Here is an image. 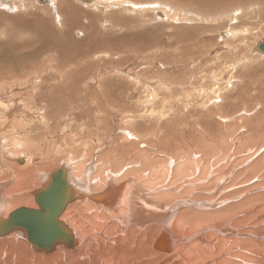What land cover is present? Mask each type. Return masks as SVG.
I'll return each mask as SVG.
<instances>
[{
  "label": "rangeland",
  "instance_id": "obj_1",
  "mask_svg": "<svg viewBox=\"0 0 264 264\" xmlns=\"http://www.w3.org/2000/svg\"><path fill=\"white\" fill-rule=\"evenodd\" d=\"M12 1H14V4L10 2V7L13 4L12 7L16 5L21 9L13 12L9 10V7L6 9L0 8V32L4 31L8 35L5 37L0 35V42H6L11 35H14L15 32L17 33L19 24L22 25L25 21L29 25H35L36 29L31 31L32 34L29 33L27 35L29 37L31 34V38L37 36L35 39L42 38L39 34L41 33V26L45 25L43 39L47 40L46 43L49 44L48 49L41 57L43 61L39 62L34 68L23 69L16 73H22L20 75L22 77H28V74L31 73L30 76L37 77V81H42L46 73L47 77H51L52 71L47 67L48 63H53L50 59L59 60L60 58L61 62H65L64 59L66 58L69 60L77 53L72 45L77 41L85 40V43L88 41L90 45L92 44L91 47H96L97 49H91L92 52L88 55L83 52L79 53L75 57L76 67L85 69L86 74L90 72L95 75H107L108 78L106 79L108 81L105 83L107 89L113 86L111 84L112 81L118 82L119 85L122 84L124 87L127 85L126 88L129 89L127 91L129 93L123 95L124 98L120 107H116L115 104H111L109 101L110 108L102 107L100 112L94 111L92 117L97 114L103 116L102 122H96L95 125L89 122L88 117L83 122L74 121V113L79 114L81 111L87 110L88 107L83 106V102L77 103V99L73 98L74 96L65 90L54 89L53 85L56 82L51 80V78L47 79L48 83L44 82L45 84H42L40 87L38 83L35 88L31 85L29 86L30 89L29 87L13 88L18 96H24L27 99H33L32 97L35 96L37 88L39 89V97L42 96L43 98L50 95L49 98L51 97V100L49 99L48 101L47 99L48 103L45 102L44 105H42L43 103L37 105L34 102L32 103L34 105L31 106L37 111L34 115L40 116L37 108L41 107L44 109L45 107H49L50 110L55 111L53 114L57 113V110H61L59 114L63 113L61 117H64V120L61 121L60 125L58 124L56 129H53L55 132L52 130L49 133L47 130H42V133H40L41 131L37 129L41 127V123L34 120V122L29 123L31 124L27 127L29 130L25 127L22 128L25 134H21V126L19 127V131L15 133L17 136L21 135L19 140H22L24 143L26 142L28 145L31 144L33 147L35 145L32 144V141L37 143L40 140V150L38 152L35 150L38 156V163H35H37L36 165L37 168L39 167L40 172L27 179V184H24L26 191L22 187V189L15 192L14 187L17 181H14L10 187L6 188L5 196L8 195L11 199L16 198L15 196H17L16 200L21 199L23 196L27 198V201L24 200L22 204L20 202L12 211L19 209V207H29L31 204L36 205L35 198L30 193L39 187L42 175L44 176L53 172V170L55 171L69 157L81 158L86 155L90 157L88 162L96 160L97 163V155L100 150L102 151L101 155L109 151H116L120 154L123 153L124 157L128 158L133 153H137L138 150L142 152L141 154L152 152L155 148L153 144L158 140L163 142L162 148L157 144V148L161 149L160 153L166 151L169 152L167 154L169 156L178 152L176 149L185 146V141L191 139L199 141L203 145H206L204 141L211 144H215L216 141L218 144L227 140H233L234 142L252 140L253 142L250 146L252 151L244 149L245 153L240 152L237 146H230L232 152L237 155L233 158V165L225 169V174L229 176L228 181H230L225 183L224 188L225 190L227 189L228 194L230 192L235 194L230 197L226 194L222 201L224 204L221 207H217L220 208L219 211H222V214L226 217L222 221L224 223H220V225H225V223L226 225L227 223L233 225L235 224V219L237 221L235 225L238 227L233 225L234 228L237 227L238 231L242 232V234L246 231H251L253 236L250 235V237L254 239V244H263L264 246V57L254 54L255 46L260 40L264 39V2H259L264 0H126L131 3L137 2V4H141V7L134 10L122 4L114 6L105 4L102 6L101 4V6L95 8L89 4H87L89 5L87 7L83 0H61L65 4V9L62 12L60 11L61 20L58 19L55 11L52 9V5L47 0ZM203 1L204 4L202 3ZM244 1L246 2L244 3ZM153 3L160 4L156 5ZM213 5L214 7L212 8L211 6ZM240 8H243L245 11L241 14L239 13L237 21L234 18L232 20V14H238L235 10ZM168 9H171V11L175 9L176 12L172 11V13ZM157 10L162 14L165 12L164 21L156 17ZM212 10L216 11L213 12ZM203 14L209 15L211 17L210 20L205 21ZM197 15H201V18ZM228 15L229 17H227ZM4 17L8 21H2ZM173 18H176L174 19L176 21ZM16 22H19V24ZM115 23H118V26ZM32 25L30 26L32 27ZM83 29H86V32H83ZM95 30H99L98 33ZM233 31H238L237 37L229 36L226 40L221 39L222 36L220 34L233 33ZM38 32L39 34H37ZM53 33H56L58 36H55ZM98 37L103 40L98 39ZM140 40L141 42H139ZM103 41H106L108 44ZM54 44H56V47H54ZM61 45L64 49H62ZM101 45H104V47H101ZM64 56L66 57L64 58ZM71 62L69 61V63ZM60 67L57 66L56 70L60 69ZM98 80L99 78L94 80L96 82L93 81L92 83V86L95 84L94 89L96 91H98L95 87ZM45 86H47V89H43L40 92V89ZM114 86L116 85L114 84ZM147 87H149V90ZM151 91H155V95H158L160 98L159 100L157 97L159 100L156 101L157 103L151 101ZM102 100L101 97L97 99V101H101L103 104ZM151 109L158 114L151 116ZM42 115L43 112L41 113ZM54 116L58 115L54 114ZM128 120H132V126L127 124ZM64 123L65 125H62ZM18 124H20L19 121L16 123V126ZM62 126H64L63 128H69L72 131L71 134L62 132ZM103 132L104 134L102 135ZM126 132H132L138 136V139L142 140H139V142L133 140L123 144L122 139L125 137ZM89 135L92 138H89ZM47 137H49V140H47ZM99 137L104 141V144H102L103 149H105L104 151L100 148V144L93 145L94 141L92 140H97ZM63 142H66L65 145ZM165 142H169L167 147ZM51 143L58 144L57 147L59 148L57 150H62V153L61 151H57L59 154L56 159H54L55 155H53L55 152L50 150V148L48 149L50 147L48 145ZM59 143L62 144V147ZM37 145L39 148V143ZM111 146L113 147L111 148L112 150L110 149ZM72 148H75L76 151ZM77 148L81 150L78 151ZM225 148L228 151V147ZM217 150L221 152L222 149L218 147ZM80 153L81 155H79ZM14 157L16 158L17 155L10 157L11 159H7L6 162L11 164L10 161ZM1 161H5V159L1 157ZM44 162L47 164L45 165ZM52 163H55L54 166ZM115 164L112 161V166L115 167ZM45 169H47L46 172ZM97 169L94 166L95 171L93 176H98L95 175ZM98 172L102 173L103 171L100 170ZM0 178H3L0 180V183L3 184L5 182L7 184L10 180L9 178ZM30 196L33 197V200L30 199ZM230 206H235V208L229 209ZM234 209H236V212ZM232 210L233 214L231 213ZM227 219H230V222ZM100 224L103 225L105 222ZM211 226L212 224L209 225V227ZM17 236L13 234L3 240L0 239V264H55L47 262L51 261L53 257L60 259L63 255L59 252L53 257L41 258L35 256L32 251L26 249V246H29V244L21 236V240H11L13 237L18 238ZM236 239L239 240V238ZM19 242H23L24 246L19 247V244H21Z\"/></svg>",
  "mask_w": 264,
  "mask_h": 264
},
{
  "label": "bare ground",
  "instance_id": "obj_2",
  "mask_svg": "<svg viewBox=\"0 0 264 264\" xmlns=\"http://www.w3.org/2000/svg\"><path fill=\"white\" fill-rule=\"evenodd\" d=\"M47 1L50 5H52V9L53 11H55L58 19L61 20L60 11L62 12L63 9H65V4H63L61 0ZM83 1L85 5L89 4L90 6H93L95 8L101 6V4L102 6L104 4L109 6L122 4L123 6H127L128 8H131L133 10L141 7V4L139 5L137 4V2L131 3L126 0ZM10 2L14 4V1L12 0H0V8L6 9L9 7V10L13 12L19 11L21 9L16 5L15 7H12L13 4L10 7ZM245 2L246 1H244V3ZM202 3L204 4V1ZM212 4L214 3L212 2ZM89 5H87V7H89ZM211 7L213 8L214 5ZM70 8L72 9V7ZM260 8H262V6H260ZM175 9H172V11L176 12ZM129 10L127 11L130 12ZM223 10L225 9L223 8ZM168 11L172 12L171 9H168ZM212 11L215 12L216 10ZM235 11L238 12V14L231 13L232 20L234 18L236 19L235 21H237L239 18V13L241 14L245 10H243V8H240ZM164 13L165 12H163L162 14L157 10L156 17L164 21ZM197 16L201 18V15ZM203 17L205 21H209L211 18L209 15L204 14ZM227 17H229V15ZM174 19L176 18H173V20ZM3 20L8 21L6 17L2 18V21ZM19 22L16 23L19 24ZM115 24H117L118 26V23ZM19 25L20 26L17 33L15 32L14 35H9L10 37L6 42H0V177L10 179L7 184L6 182L4 184L0 183L1 240L10 237L13 234L18 235L17 237L19 239L13 237L11 240H21V236L29 244V246L25 245L26 249L28 251H32L35 256L41 258L53 257L59 252L62 253L63 255L62 257H60V259H58V257H53L51 261L47 262L55 264H264L263 244H254V239L250 237V235L253 236L251 234V231H246L243 234L242 232H239L237 229L238 226L235 225L237 223L235 219V224L233 225L237 226L235 227L236 229L230 223H227V225L225 223L226 227L225 225H220V223H224L222 221L225 220L224 218L226 217L222 214V211H219L220 208L217 207H221L224 204V202L222 201L224 200L225 195L228 194V191H226L227 189L225 190L224 188V185H226L225 183L229 178V176L225 174V169L233 165V158L237 155L236 153L232 152L231 147L237 146V149L240 150V152H244V149L251 148L250 146L252 145V140H245L244 142H241V140H239L238 142L227 140L218 144L216 141L215 144L204 141L206 145H203V143L191 139L185 141V146L177 148L176 150L178 152L174 153L172 156L167 155L169 152L166 151L164 153H160L161 149L157 148V144L162 148L163 142L158 140L159 142L156 141L155 143L152 141L155 147L153 149V147L150 146L153 149L152 152H145L141 154L142 152L138 150L137 153H133L131 156L128 155V158H125L123 153L120 154L116 151H109L101 155L102 151L99 150V154L97 155V163L96 160H94L93 162H88L90 157H87L83 152H81L83 153L84 157H69V159H67L66 161H61L63 163L60 162L61 164L60 166H58V169H56L55 171L53 170V172L47 175H42L39 187H37L36 190L30 193L32 196H34L36 205L31 204V206L29 207H19V209L12 211V209L17 204H19L20 202L22 204L24 200L27 201V198L23 196L21 197V199L16 200L17 196H15L16 198L11 199L8 195H6L8 196V198H6V188L10 187V185H12L14 181H17L16 186L14 187L15 192H17L22 189V187H24V184H27V179L30 176L36 175L40 172V170L38 169L39 167L37 168L36 165L38 163V156L35 153V150L37 152L40 150V140L39 142H37L39 143V148L37 143H35L34 141H32V144L35 145L33 147L31 144L28 145L26 144V142L24 143L22 140H19L21 135L17 136L15 135V133L19 131V127L21 126V134H25V131L23 132L22 128L25 127L27 129V127L31 125L29 123L34 122V120L41 123V127L37 129L41 131L40 133H42V130H47L49 131V133H51V131L53 129H56L58 124L60 125V123H62L61 121L64 120V117H61L63 116V113L59 114L61 110H57V113L54 114H57L58 116H54L53 112L55 111L50 110L49 107H45L44 109H42L41 107L37 108L40 116L43 112L41 118L38 115H34L37 111H35V109L31 105H37L40 103H43L42 105H44L45 102H47V99L49 101V99L51 98H49L50 95L44 96L43 98L42 96L39 97V89L37 88L34 94L35 96L32 97L33 99H27L24 96H18L13 88H28L30 85L35 88L38 83L40 87L42 84H45L44 82L48 83L49 81H47V79L51 78V80L56 82L53 85L54 89L65 90L67 93L74 96L73 98L77 99V103L83 102V106L88 107L87 110H83L79 114L74 113V121L83 122L88 117L89 122H92L95 125L96 122H102L101 120L103 116L97 114L92 117L94 111L100 112V109L102 107L110 108L109 101L111 102V104H115L116 107H120L123 102V95H125V93H129L127 92L129 90L128 88H126L127 85L124 87L122 86V84L119 85L118 82L113 81L111 83L113 86L107 89L105 85V83L108 81V79H106L108 78L107 75H95L94 73L90 72L88 73V75L85 73V69H79L78 67H76L77 65L75 64V57H77L79 53L83 52L87 53L88 55L90 52H92L91 49H97L96 47H91L92 44L90 45L88 41L87 43H85V40H82L83 42L77 41L72 45L74 47L73 49H75L77 53L69 60L68 58H66L64 59L65 62H61L60 58L59 60L54 58L50 59V61H52L53 63H48L47 67L52 71L51 77H47L46 73L42 81H37V77L30 76L31 73L28 74V77L20 76L22 75V73L18 74L16 72H20L23 69L27 70L30 68H34L39 64V62L43 61L41 57L48 49L49 44L46 43L47 40L45 41L43 39L46 28L45 25H37L42 27L41 33H37L40 35V37H42L41 39H35L37 38V36H34L35 38L30 37V35L32 34L31 31L33 29H36L34 27L35 25L30 24L32 25L31 27L25 21L22 25ZM90 28L92 29V27ZM86 29H83V32H86ZM98 31L96 32L98 33ZM29 33L31 34L28 37L27 35ZM110 33L113 34L112 32ZM17 34L19 36V40ZM53 34L55 36H58L56 33ZM0 35L5 37L7 34L3 31L0 32ZM220 35L222 36V38L220 37L221 39L226 40V38H228L229 36L237 37L238 31H233V33L230 32L228 34L223 33ZM109 37H111V35H109ZM93 38L95 39V37ZM98 39L103 40L100 37H98ZM262 41L263 39L260 40V42L255 46L254 54L264 57V54L259 53L256 50L257 46ZM103 42L106 43V41ZM139 42H141V40ZM54 47H56V44H54ZM101 47H104V45H101ZM62 49H64L63 46ZM109 49L111 50V48ZM65 57L66 56H64V58ZM69 61L72 62L69 63ZM57 66H59L60 69L56 70ZM98 78V83L95 86L98 91H96L94 89L95 84H93L92 86V83ZM114 84L116 86H114ZM46 87L47 86L41 88L40 92L43 91V89H47ZM149 87H147L148 90ZM151 93L152 94H150V98L152 102L155 103L156 101L160 100L158 95H155V91H151ZM100 97L101 99H103V104L101 103V101H97V99H99ZM157 97L159 98V100ZM33 102L34 104H32ZM156 114L158 113H155L153 110L150 113L151 116H154ZM18 121L20 122V124L16 126V123H18ZM127 124L132 126V120H128ZM62 125H65V123ZM63 127L64 126H62L61 129L62 132L71 134L72 131L69 128ZM27 130H29V128ZM103 134L104 132L102 133V135ZM89 136V138H92L91 135ZM124 136L125 137L122 139L123 144L133 140H136L137 142H139V140H142L138 139V136L133 134L132 132H126ZM118 139L120 140V138ZM47 140H49V137H47ZM92 141H94L93 145L100 144V148H104L102 147L104 141L101 137H99L97 140L95 139ZM48 143L50 142L48 141ZM53 143L48 145L50 146L48 147V149L50 148V150H53L55 152V154L53 155H55L54 159H56L59 152L61 151L62 153V150H57L59 148L57 147L58 144L55 143V145ZM168 145L169 142L166 143V147ZM2 147L3 149H1ZM218 147L222 149L221 152L217 150ZM225 147H228V151ZM75 148L72 149L75 150ZM111 148L113 147L111 146L110 149ZM77 149L78 151L81 150L79 148ZM104 150L105 149H103V151ZM250 150L252 151V149ZM173 151L175 152V150ZM81 153L79 155H81ZM15 155H17L16 158L14 157L15 160L12 159L14 161L12 162L11 160V164H8L6 160L11 159L10 157H13ZM1 157H3L5 161H1ZM111 159L113 161V164L116 163L115 167L112 166ZM46 164L47 163H45V165ZM54 164L55 163H52L53 166ZM94 166L98 168L96 171L97 174L95 173V175L98 176H93V173L95 171ZM41 168L43 167L41 166ZM49 168L47 167V169ZM47 169H45V172ZM100 170H102L103 172L99 173L98 171ZM59 172L61 173L56 178L53 177ZM231 176L233 177V175ZM1 179L3 178H0V180ZM60 179H62V181L67 184L61 189V191L60 185L57 182ZM23 190L26 191L25 187ZM234 194L235 193L230 192L227 196L230 197ZM45 195H48L50 200H54V203L65 205L64 209L61 211L58 217V221L63 224V227L66 228L67 231L71 233L72 242L68 246L64 243L60 244L59 242H52L53 246H51V248L47 245H34L30 241V238H28L27 236V232L30 231L29 227L26 225H22L25 228L19 226V224L24 221V218L21 216V213H24V211L33 213L41 212V207L38 204L37 197L42 198L43 201V198L46 199ZM32 196H30V199L33 198ZM14 199L15 201H13ZM233 208H235V206H230L229 209ZM234 210L236 212V209ZM218 211L221 213H219ZM205 212H207L208 214ZM232 212L233 210L231 211V213ZM227 220L229 221L230 219ZM103 222H105V224H100ZM210 224H212L211 227H209ZM26 228L28 231L26 230ZM235 237L239 238V240ZM22 243L19 244V247L24 246Z\"/></svg>",
  "mask_w": 264,
  "mask_h": 264
},
{
  "label": "water",
  "instance_id": "obj_3",
  "mask_svg": "<svg viewBox=\"0 0 264 264\" xmlns=\"http://www.w3.org/2000/svg\"><path fill=\"white\" fill-rule=\"evenodd\" d=\"M256 50L264 54V39L257 46ZM60 173L55 174L53 177L56 178ZM57 182L60 185V191L67 185L62 179ZM45 197L46 199L43 198V201L42 198L37 197L41 212L24 211V213H21L24 221L19 226L22 228H25L22 225L29 227L30 231L26 228L28 231L27 236L34 245H47L51 248L53 246L52 242H59L68 246L72 242L71 233L58 221V217L65 205L54 203V200H50L48 195H45Z\"/></svg>",
  "mask_w": 264,
  "mask_h": 264
}]
</instances>
